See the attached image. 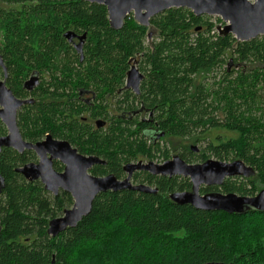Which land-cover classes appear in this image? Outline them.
I'll list each match as a JSON object with an SVG mask.
<instances>
[{"label": "trees", "instance_id": "16d2710c", "mask_svg": "<svg viewBox=\"0 0 264 264\" xmlns=\"http://www.w3.org/2000/svg\"><path fill=\"white\" fill-rule=\"evenodd\" d=\"M221 24L219 18L213 23L174 8L152 18L149 27L129 15L114 30L102 5L0 0V54L14 94L20 95L31 70L49 71V81L45 75L36 90L40 100L19 113L20 127L30 140L49 132L81 152L101 154L119 175L122 163L170 157L167 144L149 143L151 123L140 116H112V111L135 113L142 104L164 138L201 143L198 154L188 146L180 149L186 163L242 160L255 171L249 179L201 188L202 194L213 189L255 196L257 184L264 188V36L239 42L220 35ZM150 30L155 35L149 42ZM67 32L86 34L83 61L64 38ZM132 58L145 74L138 97L120 93ZM78 87L96 91L94 116L108 120L106 129L93 132L79 120L85 106L73 99ZM213 129L238 137L213 142L205 137ZM27 159L10 149L0 153V264H264V212L228 214L177 205L169 194L191 189L180 177L142 173L137 178L156 194L101 193L75 228L50 237L49 219L70 208L72 198L64 192L52 197L40 183L26 182L15 169Z\"/></svg>", "mask_w": 264, "mask_h": 264}, {"label": "water", "instance_id": "95a60500", "mask_svg": "<svg viewBox=\"0 0 264 264\" xmlns=\"http://www.w3.org/2000/svg\"><path fill=\"white\" fill-rule=\"evenodd\" d=\"M90 4L102 5L106 8L109 25L114 30H120L124 21L132 15L134 21L144 27L150 26V20L170 9L183 8L191 11L194 16H217L223 25H217L220 35L231 34L239 42H248L264 36V0H82ZM197 28L196 30H199ZM155 35L154 30L147 33L148 41ZM75 35L72 32L64 34L68 42H72ZM78 44L75 50L82 59V46L86 34L77 37ZM0 66L3 61L0 56ZM142 76L134 67L127 72V88L130 86L137 92ZM37 84V78H31L26 86L32 89ZM17 100L4 82H0V119L8 128L9 134L0 139L2 147H13L18 151L23 148L33 149L40 157L38 164H27L15 171L27 180L40 179L45 190L57 194L61 188L71 195L73 205L66 209L63 216L49 221L47 234L57 237L67 229L75 228L92 209L95 198L101 194L122 190L137 191L146 194H156L157 190L146 185H132L131 174L142 170L151 175L165 177L180 176L190 180L191 191H177L169 194V199L177 205H189L196 210L222 211L228 214H243L249 210L264 212V189L253 197L239 196L234 193L222 194L219 192L200 194L201 186L220 187L227 178H252L255 171L242 160L223 162L208 159L202 163L188 164L179 156L165 161L163 164L136 163L127 164L124 170L128 173L123 181L113 175L104 178L92 177L87 171L96 163L94 157L77 155L67 142L53 141L50 136L36 145L26 144L16 128V112L25 104ZM163 136V134H161ZM196 151L197 149L192 148ZM50 154V158L46 154ZM59 159L65 165L63 173L52 169V160ZM3 180L0 178V191ZM1 230V228H0Z\"/></svg>", "mask_w": 264, "mask_h": 264}, {"label": "flooded vegetation", "instance_id": "af4514ba", "mask_svg": "<svg viewBox=\"0 0 264 264\" xmlns=\"http://www.w3.org/2000/svg\"><path fill=\"white\" fill-rule=\"evenodd\" d=\"M74 34V33H73ZM75 37L74 39L72 40V42H68V44L72 47V49L75 51V53L77 54L78 58H79V61H83V47H84V43H83V46H82V59L80 58V54H78L75 50V46L76 44H78V39L77 37L78 36H81V35H77V34H74ZM85 42V40H84ZM1 56V54H0ZM1 59H2V56H1ZM3 61V60H2ZM1 69H2V78H0V82H4L5 86L7 89H9L11 91V93L13 94V96L17 99V100H20V101H25L26 103L23 104L16 112V128L18 130V133L21 137V140L26 143V144H32V145H36L38 143H42L46 140L47 136H50L51 139L53 141H63V142H67L70 147L74 150H76V153L77 155H80V156H83V157H94L96 158L97 160H99V163H96L94 164L88 171H87V174L92 176V177H97V178H104V177H107L109 175H113L117 180L119 181H123L125 178H127L128 176V173L124 170L125 166L127 164H136V163H139V162H142V163H149V162H154L155 164H163L165 161L167 160H163V161H158V160H145L143 158H140V159H137L136 161H130V162H125V163H122V165L120 166V171L121 173L119 175H116L109 167V160L108 158L106 157H102L101 154H98V153H88L86 151H83L81 152L80 150V147H76L74 146L72 143H70V141L66 140V139H60V138H56L54 137L52 134H50L49 132H46L42 137H39V138H35L34 140H30L27 136H26V133L22 130L23 128L20 127L19 125V118H18V115L19 113L22 111V108L25 107V106H29V105H34L38 102V100H40V98L37 97V94H36V90L40 87V85L43 83V78L45 79V75H46V79L47 81H49V71L47 73H41L37 70H31L27 77L22 81L21 83V93L19 96L15 95L13 90L10 88V86L8 85V73H7V69L5 67V65L3 64V67L0 66ZM131 67H134L135 69L138 70L139 74L142 76V79L139 81V84H138V91L136 92L132 86H130L129 88H127V72L131 69ZM128 71L126 72V75H125V83H124V86L122 88V90L120 91V93H123V92H130L132 93L133 95L135 96H139L140 95V87H141V83L143 82V80L145 79V74L142 73L139 69H138V61L137 59H134L132 58L130 61H129V69ZM37 78V84L36 86H34L32 89L28 88L26 86V83L29 82V80L31 78ZM119 93V94H120ZM76 98H73L74 100H76V102L78 103H81L85 106V112L79 117V120L81 121V123H83V125H85L86 127H89L91 128V131L93 132H96V131H99V130H102V129H106L108 126H109V122L108 120L104 119L103 117L101 116H94L96 115V102H97V98H98V95L96 93L95 90H93L92 88H84V87H78L76 89ZM67 99L69 98H64L63 102H66ZM45 101H47L49 103V98L46 97L44 99ZM3 109L1 106H0V110ZM147 108H145L142 104H140L139 108H138V111L135 112V113H130V112H123V113H117L116 111H112V116H115V117H118V116H121L124 115L125 117H128L130 119H133L134 117L136 116H140V120L142 121H145L147 123H151V125L148 126V136H147V139H149V143L153 146H156L158 143H160V140L164 139V134L163 133H160L159 130H158V123L154 121L153 119V113L152 112H147L146 110ZM130 114V115H128ZM94 116V117H93ZM0 123L2 124L3 128H4V132L2 135H0V139L1 138H4L6 137L8 134H9V131H8V128L7 126L5 125V123L0 119ZM161 134H163V136H161ZM4 149H10V150H13L15 151L16 153H18L19 155H25L28 157L27 161L22 164L21 166L17 167L16 169L18 168H21L23 167L24 165H27V164H38L39 161H40V157L39 155L33 150V149H28V148H23L21 151H18L16 150L15 148L13 147H2L1 148V152L4 150ZM180 150H178L179 152ZM0 152V153H1ZM175 152H177V149H175ZM197 152V151H196ZM174 156H179L178 154H172V151L170 153V157L168 160L172 159ZM46 157L47 158H50V154L47 153L46 154ZM26 159V157H25ZM99 167H104V170L102 169H99ZM64 168H65V165L63 163L60 162L59 159H53L52 160V169L57 172V173H63L64 172ZM15 169V170H16ZM16 172V171H15ZM17 173V172H16ZM142 173H147L149 175H151L150 173L146 172V171H142V170H136L134 171L132 174H131V179H130V182L132 185H146V186H149L147 185L145 182H140V180L137 178L140 174L142 175ZM19 174V173H18ZM21 175V174H20ZM23 177V179L30 183V184H33L35 182H38L42 185L43 189L45 190V185L41 182L40 179L38 180H34V181H29L27 180L23 175H21ZM152 177H158V178H176V177H180V176H174V177H165V176H161V175H151ZM1 178V177H0ZM181 178V177H180ZM229 179V178H227ZM246 179V178H245ZM3 180V179H2ZM226 180V179H225ZM190 181V180H189ZM204 187H207V186H201L199 188V193L202 194L200 192L201 188H204ZM215 186H212V187H207V188H213ZM3 188H4V181H3ZM1 188V190L3 189ZM192 190V186H191V189L189 191ZM50 196L52 197H57L61 194V192H64L68 195H70L69 193H67L66 191H64L63 189L59 188L58 189V192L57 194H54L52 192H49L47 190H45ZM216 191H214L212 189V191H209L207 193H215ZM1 193V191H0ZM207 193H204V194H207ZM203 195V194H202ZM71 197V195H70ZM72 198V197H71ZM72 205H73V198H72ZM71 205V207H72ZM70 207V208H71ZM66 209H69V208H65L63 209L62 211V214L59 215L58 217H61L63 216V213ZM57 218V217H56ZM54 219V218H53ZM52 220V219H49V221ZM48 221V223H49ZM1 228V227H0ZM48 228V227H47Z\"/></svg>", "mask_w": 264, "mask_h": 264}, {"label": "rangeland", "instance_id": "374dc122", "mask_svg": "<svg viewBox=\"0 0 264 264\" xmlns=\"http://www.w3.org/2000/svg\"><path fill=\"white\" fill-rule=\"evenodd\" d=\"M205 18H208L210 22L215 23L216 19H218L219 17L217 16H204ZM220 19V18H219ZM221 20V19H220ZM222 21V20H221ZM2 42V35L0 32V44ZM207 139H210L213 142H216L217 139H221L223 141H227L230 139H237L238 134L236 132H232L226 129H213L211 131H209L206 136ZM160 143L162 144H167V147L169 148L170 151H172V154H178V150H180L183 146H188L190 148V150H192V148L197 149L195 151L196 154L200 153V149H201V143L198 144H194L191 143L188 140H184V139H180V138H170V137H165L164 139L160 140ZM175 149H177V152H175ZM194 151V150H192ZM211 159H215L213 157H211ZM201 163V162H198ZM184 178V177H181ZM188 179V178H185ZM189 180V179H188ZM257 193L259 191H261L262 189H264L263 187H261V185L257 184Z\"/></svg>", "mask_w": 264, "mask_h": 264}]
</instances>
